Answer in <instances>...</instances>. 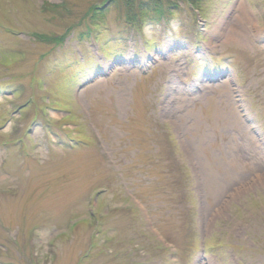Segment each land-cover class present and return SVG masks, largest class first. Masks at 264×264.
<instances>
[{
	"label": "rangeland",
	"instance_id": "obj_1",
	"mask_svg": "<svg viewBox=\"0 0 264 264\" xmlns=\"http://www.w3.org/2000/svg\"><path fill=\"white\" fill-rule=\"evenodd\" d=\"M193 1L0 0V264H264V0Z\"/></svg>",
	"mask_w": 264,
	"mask_h": 264
},
{
	"label": "trees",
	"instance_id": "obj_2",
	"mask_svg": "<svg viewBox=\"0 0 264 264\" xmlns=\"http://www.w3.org/2000/svg\"><path fill=\"white\" fill-rule=\"evenodd\" d=\"M159 0H106V3L108 2L109 4H117V5H124L125 7H135L138 8V11L141 12V14L148 13L149 11H155L154 13L156 14H161L162 13V7L158 3ZM192 4H194L193 0H188ZM105 3V4H106ZM104 4V5H105ZM103 8V7H101ZM100 7L94 6L92 9H90V14L86 16V22L89 24L90 21H93V17L97 16L100 13V10H102ZM134 18L136 14L132 15ZM131 19V18H130ZM86 23V24H87ZM90 26L87 25V30H89ZM90 33V31H87ZM168 135H170V131H167Z\"/></svg>",
	"mask_w": 264,
	"mask_h": 264
}]
</instances>
